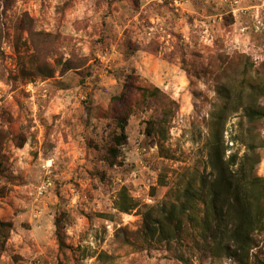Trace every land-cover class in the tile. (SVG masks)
I'll return each instance as SVG.
<instances>
[{
    "label": "rangeland",
    "instance_id": "rangeland-1",
    "mask_svg": "<svg viewBox=\"0 0 264 264\" xmlns=\"http://www.w3.org/2000/svg\"><path fill=\"white\" fill-rule=\"evenodd\" d=\"M33 59L55 76L38 78ZM245 76L264 82V0H0V222L11 224L0 264H239L152 238L145 218L156 226L210 173L222 88L235 101L220 134L227 156L243 155L248 100L233 87ZM130 79L178 108L165 139L153 107L134 111L113 160L109 108ZM254 133L264 139V119ZM124 197L137 204L129 213L116 208ZM257 237L249 264H264Z\"/></svg>",
    "mask_w": 264,
    "mask_h": 264
},
{
    "label": "trees",
    "instance_id": "trees-1",
    "mask_svg": "<svg viewBox=\"0 0 264 264\" xmlns=\"http://www.w3.org/2000/svg\"><path fill=\"white\" fill-rule=\"evenodd\" d=\"M70 62L64 64L67 70L73 68ZM32 68L38 78H53L56 73L47 64H38L36 59L32 60ZM243 80L250 81L237 92L233 87L236 100L242 102L244 97L248 100L241 105L248 121L243 155L234 153L227 156L223 133L220 134L219 125L227 113L231 112L229 108L233 105L232 101H235L231 89L222 88L220 92L223 102L214 115L216 132L209 142L210 173L201 176L198 188L189 185L184 191L183 201L165 210L161 222H157L156 226L151 227L147 217L145 224L152 238L155 232L160 234V240L163 241L186 238L193 241L194 248L215 258L227 257L239 264H249L250 253L258 245L257 236L264 232V176L257 173L262 161L260 148L264 147V139L254 133L258 122L264 119V108L257 102L258 97L264 94V82L258 76H245ZM148 106L157 112L151 124L152 130L165 139L178 106L163 91L155 86L137 84L135 79H130L123 92L112 99L109 114L121 132L112 138L116 143L109 150L113 160L119 155L118 146L127 139L125 130L130 116L134 111ZM160 147L163 152L165 149L162 141ZM136 205L135 201L125 200L124 197L116 203V208L129 213ZM185 221L190 222L194 230L187 233ZM10 231V223L0 222V251L4 249ZM183 233H186L184 237ZM55 235L59 249L65 250L67 245L59 222L56 223Z\"/></svg>",
    "mask_w": 264,
    "mask_h": 264
}]
</instances>
